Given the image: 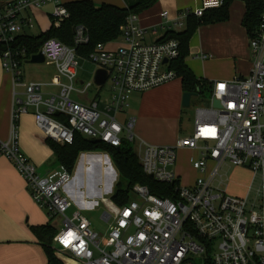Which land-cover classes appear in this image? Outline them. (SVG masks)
<instances>
[{"label":"built area","instance_id":"2783aa9c","mask_svg":"<svg viewBox=\"0 0 264 264\" xmlns=\"http://www.w3.org/2000/svg\"><path fill=\"white\" fill-rule=\"evenodd\" d=\"M224 2L202 0L200 6L182 15L200 17ZM47 4L54 5L51 16L56 25L69 16L60 0H0V56L15 86L10 135L0 140V156L13 163L51 222L60 220L52 247L57 262L49 264H264V12L250 39V73L215 82L210 105L197 110L192 135L179 138L174 145H157L135 134L134 117L120 116L126 115L134 93L178 77L169 64L180 54L179 40L147 42V30L139 24L138 14H130L121 26L125 44L111 50L99 43L88 57L106 70L109 95L83 102L73 95H86L94 86L93 82L77 85L80 62L76 46L89 41L83 25L75 29L74 46L56 37L41 46L45 61L55 66L61 80H24L22 64L32 56L20 41L33 34L32 10ZM48 86L57 89L48 92ZM30 108L39 129L61 144H72L77 134L115 147L134 142L143 171L157 182L171 185L174 197L157 195L142 183L133 186L126 204L103 197L106 209L101 219L110 227L107 235L101 234L84 211L75 207L68 191L73 172L59 165L41 175L23 152L19 121ZM181 148L199 152L189 159L199 172L193 185H185L175 167ZM209 162L214 163L211 169ZM226 162L247 168L258 178L254 198L251 194L228 195L223 180L215 185ZM70 209L73 212L68 215Z\"/></svg>","mask_w":264,"mask_h":264},{"label":"crops","instance_id":"0c3cea01","mask_svg":"<svg viewBox=\"0 0 264 264\" xmlns=\"http://www.w3.org/2000/svg\"><path fill=\"white\" fill-rule=\"evenodd\" d=\"M71 1L76 0H60L63 4ZM92 1L96 5L108 3L119 7H132L138 0ZM201 2L202 0H158L153 6L139 13V24L147 30L146 41L160 42L168 31L183 30L186 27L187 17L183 16L182 13L200 6ZM245 11L244 1L234 0L229 8L228 20L203 24L195 31L189 43V55L186 58V63L198 77L215 83L250 73L253 56L249 35L242 24ZM164 12H168V15L164 16ZM181 21L183 26L179 25ZM124 44L125 40L122 34L115 40L105 43L106 47L111 50L118 49ZM202 54H208V57L202 58ZM78 58L80 64L84 59L90 60L79 55ZM47 65L51 64L47 63ZM61 79L62 77L58 73L51 76L45 75L43 79L39 80H26L24 75V80L27 82L51 83ZM90 82H93L98 89L93 97H90L89 92L86 95L77 94L81 100L86 102H90L96 97H103V88L109 83L106 70L100 67L94 75V80ZM79 83H82L81 79ZM14 88L13 75L4 69L0 56V140L3 141L7 140L10 135ZM52 88L48 86L46 91H52ZM107 90L110 93L109 85ZM137 93L134 94L131 102L129 100L126 115L120 117L122 119L126 116L134 117L135 126H137L138 117L148 123L156 120L166 121L170 124L174 122L172 130L175 135L167 139L164 137L156 138L151 134V131H148V127H145L147 124H143L144 121H141L139 127L137 126V130L149 143L157 145L175 144L179 139L176 137L177 126L183 113L182 101L185 92L182 87V79L176 77L158 87L141 92V95H136ZM193 98L195 96L192 97V100ZM136 102L139 104V108H136ZM19 131L21 148L26 156L37 166L43 169L49 168L56 160L55 155L47 144L46 135L37 126L33 112L21 116ZM181 151L183 154L192 151L190 157L199 155V152L194 149L181 148ZM79 158L77 172L68 187V191L74 199L75 207L81 208L85 213L97 206L94 200H89L88 197L102 196V188L98 185L102 183L101 174L104 168L105 176L108 173L107 168L103 167V162H109V169L113 170L115 174L117 169L114 170L111 166L110 158L106 152L104 154L103 152L87 151L81 153ZM227 163L230 164L229 162L225 164ZM213 164V162H209L210 169ZM231 166V172L229 175L226 174V180H224L223 174L220 176V181L223 180V188L229 187L237 196L244 197L252 194L251 187L254 186L257 177L247 168ZM176 170L181 176L182 172L178 168V164ZM95 171L98 172V179L86 184L83 181L84 173L89 172L91 174ZM194 171L198 173L196 175L198 176L199 172L195 169ZM196 178L186 181L184 184L193 185ZM106 186L105 183L104 187ZM84 187L86 191H83ZM47 223H51L48 214L32 198L23 176L7 157L0 156V264H49L47 253L32 230V227Z\"/></svg>","mask_w":264,"mask_h":264},{"label":"trees","instance_id":"16d2710c","mask_svg":"<svg viewBox=\"0 0 264 264\" xmlns=\"http://www.w3.org/2000/svg\"><path fill=\"white\" fill-rule=\"evenodd\" d=\"M158 0H138L132 7H119L116 5L103 3L96 5L92 0H76L64 3L69 12L60 25H56L54 20L51 27L40 34H31L23 37L21 44L27 46L28 54L33 55L41 50L44 41L50 37H56L69 46H74L75 29L79 25L85 26L89 41L76 46L77 55L89 57L91 52L99 43H106L118 38L121 34V26L126 22L132 13H141L153 6ZM234 0H225L219 8L208 9L200 17L189 14L186 20V27L183 30H170L162 41L175 38L180 42V54L169 64L174 69L177 76L182 79L184 92H190L196 99H206L210 101L213 93V84L207 79L198 77L187 65L186 58L189 55V43L199 26L229 18V8ZM246 5V11L242 19V24L249 35V41L255 36L264 12V0H242ZM47 144L53 150L56 161L59 165H64L70 172L83 152L106 151L110 154L111 160L116 167L119 179L114 187L112 201L119 205L128 203L131 198V190L136 183L150 186L153 193L161 196L174 197L171 192V185L159 183L151 176L147 175L142 168L139 155L133 146L125 142L120 147L109 145L105 142H93L81 134H77L72 144H61L47 138ZM33 232L42 243L49 262L56 263L57 259L53 250V238L56 234V227L51 223L32 227Z\"/></svg>","mask_w":264,"mask_h":264},{"label":"rangeland","instance_id":"374dc122","mask_svg":"<svg viewBox=\"0 0 264 264\" xmlns=\"http://www.w3.org/2000/svg\"><path fill=\"white\" fill-rule=\"evenodd\" d=\"M54 10V5L53 4H47L42 6L41 8H34L32 10V13L34 15V20H35V27L31 30V32L33 34H40L41 32H45L47 31L52 23H53V17L51 16V13ZM100 68L99 65H96L94 62L84 59L83 61H81L80 67H79V82L80 79L82 80V83H87L90 81L94 80V75L96 73V71ZM22 71L24 72L25 78L26 80L28 79H43L44 76H51L52 74H57V71L55 69L54 65H47V62H43V63H31L29 61H24L22 64ZM77 85H81L80 83H77ZM108 85H105L103 88V97H107L109 95V91L108 89ZM19 90H21L20 88H18ZM52 89H57V88H52ZM97 88L94 86L91 88V90L89 91L90 93V97H93L95 95V93L97 92ZM135 94V93H134ZM134 94L132 95L130 102L134 96ZM136 95H141V92H138ZM74 98L81 100L77 94L73 95ZM83 102H86L85 100H81ZM136 101H138L136 99ZM210 105V101H207L206 99H196L193 98V100H191V104L188 107L183 106V113L181 115V119L179 121L178 124V130H177V138H181V137H185V136H190L192 135V132L194 131V126H195V121H196V116H197V110L200 107H207ZM135 107V106H134ZM136 108H139V104H137L136 102ZM34 111L33 108H30L29 113H32ZM34 114V112H33ZM141 121H144V123L147 124L148 127V131H151V134H153L156 138L158 137H164L165 139L170 138L171 136L175 135L172 128L174 127V122H171V124L169 122L166 121H160V120H156L153 121L152 123H148L146 122V120L141 119V117L137 118V126L139 127ZM176 125V124H175ZM137 126H135L134 132L135 134L140 137L143 138L140 134L139 131L137 130ZM138 139V138H136ZM144 139V138H143ZM176 143V142H175ZM153 144V143H152ZM131 145L134 147L135 143L132 142ZM174 145V144H173ZM138 151V150H137ZM97 153H104L106 151H96ZM195 153V152H194ZM193 153V154H194ZM86 154V153H85ZM106 154L108 155V157L110 158L111 161V166L114 168V170H116V167L114 166L112 160H111V156L109 153L106 152ZM192 154V151L187 152V153H182L181 149H178L177 152V163H176V168H177V164H178V168H180L182 174H181V179L182 182L185 183L186 181L192 180L193 178L197 177L196 175L198 174L196 171H194V168L192 167L191 163L189 162V155ZM196 154V153H195ZM198 155V154H197ZM140 159V158H139ZM56 160H54V163H52V165L47 168V169H43L40 166H37L38 168V172L41 175H45L47 174V172L51 169H57L59 167L58 162H55ZM80 158L76 163V166L73 169V176L76 174L77 172V167L79 164ZM141 162V161H140ZM86 163V162H85ZM232 165V164H231ZM230 164H225L222 169L220 170V174L224 177V180H226V174L231 172V166ZM103 167L107 168V174L105 176V168L102 171L101 174V178H102V183H100L98 185V187L102 188V196H93V197H88L89 200H98L100 202V204L98 206H96L94 209H92L91 211L85 212V215L91 220L92 222V227L99 231L101 234L107 235L108 231H109V227L110 224L107 222H104L101 219V215L104 212V210L106 209V205L103 202L102 198H106L111 200L112 194L114 192V187L115 184L117 183L118 179H119V174L118 171L116 172V174L114 173V171L111 169H109V162H103ZM90 171V170H89ZM227 171V172H226ZM226 172V173H224ZM98 179V172H92L91 174L89 172H85L84 173V177H83V181L87 184V182H94ZM221 179L220 175L217 176L216 178V182L215 185H217V181H219ZM107 184L106 187H104V184ZM259 184V180L258 178L255 180L254 182V186H253V192L251 194L252 198H254L256 196V189L258 188ZM231 186V185H230ZM222 187H224V184L222 185ZM85 187H84V190ZM225 191L228 195H233V196H237L232 189L230 190L229 187H225ZM72 209H70L68 211V215L72 214ZM52 225H54L55 227H60V220H55L51 222ZM53 245V242H52Z\"/></svg>","mask_w":264,"mask_h":264},{"label":"water","instance_id":"95a60500","mask_svg":"<svg viewBox=\"0 0 264 264\" xmlns=\"http://www.w3.org/2000/svg\"><path fill=\"white\" fill-rule=\"evenodd\" d=\"M28 61L31 63H43V62H45V56L43 55L42 51H39L38 53L33 54L32 57ZM165 62H167V60H165ZM98 78L100 80L99 76H98ZM194 96L195 95L193 93L185 92L183 94V101H182L183 106H185V107L190 106L192 97H194ZM214 105L218 107L220 105V101L217 99L214 100ZM92 141L93 142H100L99 139H93Z\"/></svg>","mask_w":264,"mask_h":264}]
</instances>
